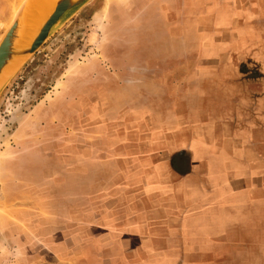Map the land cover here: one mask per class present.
Returning <instances> with one entry per match:
<instances>
[{
	"label": "rangeland",
	"instance_id": "374dc122",
	"mask_svg": "<svg viewBox=\"0 0 264 264\" xmlns=\"http://www.w3.org/2000/svg\"><path fill=\"white\" fill-rule=\"evenodd\" d=\"M26 2L0 0V40L24 17ZM258 3L90 0L5 75L0 264L264 263V253L228 249L221 240L213 241V254H186L195 241L183 238L185 183L180 200L181 176L173 172L187 179L192 160L168 143L181 132L188 138L181 147L190 145L198 72L211 76L219 65L212 59L233 56L239 75L249 68L244 47L262 37L248 35L260 20H248L254 17L243 8ZM236 228L247 243L253 232ZM17 241L23 254L12 252Z\"/></svg>",
	"mask_w": 264,
	"mask_h": 264
},
{
	"label": "crops",
	"instance_id": "0c3cea01",
	"mask_svg": "<svg viewBox=\"0 0 264 264\" xmlns=\"http://www.w3.org/2000/svg\"><path fill=\"white\" fill-rule=\"evenodd\" d=\"M172 5L176 8L175 3ZM243 9L244 14L254 17L248 20H260V25L248 26V35L252 38L258 32L262 37L260 42L250 41L244 47L242 61L248 62L249 68L244 65L246 71L239 75L234 71L233 56L224 54L212 59L219 65L210 68L208 73L211 76L198 72V104H195L198 105L195 113L198 128L194 127L192 131L190 145L187 149L181 147L188 140L181 132L168 142L178 148L181 156H190L192 160L187 179L185 172H173L181 176L176 185L180 200L182 194L178 186L183 183V178L185 183L183 238L195 241L192 252L187 255L193 256L197 251L198 255L213 254L218 247L212 243L217 240L228 249L243 245L251 255L264 253V237L261 235L264 206V0H259L255 9L250 5ZM220 29L231 31L228 30L231 28ZM223 41L221 46L232 42L231 39ZM235 108L241 110V120H234ZM251 207L256 208L253 213ZM189 208L192 220L186 214ZM236 224H243L247 231L253 232L247 243H242L243 236L237 232ZM16 230V238L23 240L24 231L18 224ZM179 235L181 238V232ZM12 252L23 254L22 243L17 241ZM181 253L185 254V248Z\"/></svg>",
	"mask_w": 264,
	"mask_h": 264
},
{
	"label": "water",
	"instance_id": "95a60500",
	"mask_svg": "<svg viewBox=\"0 0 264 264\" xmlns=\"http://www.w3.org/2000/svg\"><path fill=\"white\" fill-rule=\"evenodd\" d=\"M89 1L90 0H58L55 11L43 24L38 35L27 48L20 49L17 47V40L23 28L22 24L24 17L17 18L0 40V82L23 58L35 54L44 45L46 40L50 37L54 27L69 12L82 7Z\"/></svg>",
	"mask_w": 264,
	"mask_h": 264
},
{
	"label": "bare ground",
	"instance_id": "6f19581e",
	"mask_svg": "<svg viewBox=\"0 0 264 264\" xmlns=\"http://www.w3.org/2000/svg\"><path fill=\"white\" fill-rule=\"evenodd\" d=\"M57 2L58 0H27L25 4V11L23 13V28L20 31L19 38L17 40L18 48H27L31 45L35 37L40 32L43 24L55 11Z\"/></svg>",
	"mask_w": 264,
	"mask_h": 264
}]
</instances>
